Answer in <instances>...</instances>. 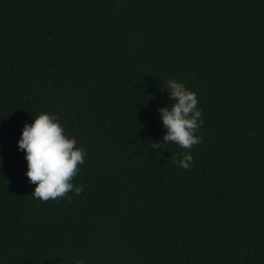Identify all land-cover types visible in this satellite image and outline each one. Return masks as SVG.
<instances>
[{
  "label": "trees",
  "instance_id": "16d2710c",
  "mask_svg": "<svg viewBox=\"0 0 264 264\" xmlns=\"http://www.w3.org/2000/svg\"><path fill=\"white\" fill-rule=\"evenodd\" d=\"M197 94L190 170L163 85ZM49 114L87 153L41 202L18 149ZM0 264H264V0H0Z\"/></svg>",
  "mask_w": 264,
  "mask_h": 264
},
{
  "label": "clouds",
  "instance_id": "9594fccd",
  "mask_svg": "<svg viewBox=\"0 0 264 264\" xmlns=\"http://www.w3.org/2000/svg\"><path fill=\"white\" fill-rule=\"evenodd\" d=\"M162 91L168 92L173 103L158 109L166 135L163 143H156L155 150L163 152L168 145L178 146L183 151L173 163L187 171L194 164L192 149L204 142L203 136L198 135L204 125L202 110L198 109L199 100L196 93L175 80L163 85ZM18 149L25 154L30 185H37L32 195L34 199L49 202L68 198L71 201L69 193L77 197L84 193V187H77L72 181L85 163L87 153L77 146L74 138L65 134L59 117L40 114L34 123L26 124Z\"/></svg>",
  "mask_w": 264,
  "mask_h": 264
}]
</instances>
